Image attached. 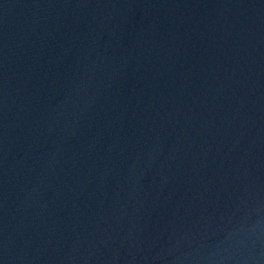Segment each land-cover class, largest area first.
Listing matches in <instances>:
<instances>
[{"label": "water", "instance_id": "95a60500", "mask_svg": "<svg viewBox=\"0 0 264 264\" xmlns=\"http://www.w3.org/2000/svg\"><path fill=\"white\" fill-rule=\"evenodd\" d=\"M0 264H264V0H0Z\"/></svg>", "mask_w": 264, "mask_h": 264}]
</instances>
